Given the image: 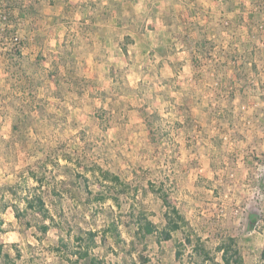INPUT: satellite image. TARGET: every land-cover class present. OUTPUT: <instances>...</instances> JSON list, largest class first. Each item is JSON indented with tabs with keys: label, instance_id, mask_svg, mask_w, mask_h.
<instances>
[{
	"label": "rangeland",
	"instance_id": "374dc122",
	"mask_svg": "<svg viewBox=\"0 0 264 264\" xmlns=\"http://www.w3.org/2000/svg\"><path fill=\"white\" fill-rule=\"evenodd\" d=\"M6 11L14 17L0 16V246L10 264L200 262L186 236L217 261L216 247L234 237L245 264H264V0H0ZM107 185L111 197L96 201ZM33 188L64 239L72 228L71 251H57L58 229L39 232L40 215L2 210H23ZM117 190L123 210L147 192L133 213L160 229L171 209L150 215L159 210L150 193L167 197L186 225L158 243L135 236L122 212V241L98 234L78 261L76 236L101 233L120 214Z\"/></svg>",
	"mask_w": 264,
	"mask_h": 264
},
{
	"label": "trees",
	"instance_id": "16d2710c",
	"mask_svg": "<svg viewBox=\"0 0 264 264\" xmlns=\"http://www.w3.org/2000/svg\"><path fill=\"white\" fill-rule=\"evenodd\" d=\"M9 7H7V10ZM2 19H8L5 22L12 21L11 17H14L10 14L9 11H6L5 13H2L1 15ZM0 22L2 20L0 19ZM6 31V30H5ZM9 31H6V34ZM9 34V33H8ZM13 50V49H12ZM16 56L21 55V51L19 48L14 49ZM96 172V171H94ZM100 175L102 176L103 181H109V185L115 188V184L121 185V181L119 176L117 175H110L109 172H105L103 170H100ZM32 177L37 179V181L40 183L37 188H41L44 178H39L35 173H32ZM44 177V176H43ZM103 186V190L99 192V194L96 196L95 200L98 202H105L106 195H110L111 197V186ZM33 192L30 195L25 196L23 198V201L25 203V208L20 210L17 206V204L13 202L3 203L2 202V210H5L7 208H12L15 214V217L17 219H21L23 216H27L29 213H32L34 215H40L39 219H42L41 222H37L36 226L37 229L41 234H47L52 228L58 229L60 232V239L59 244L60 246L57 249L58 252L64 250L71 251L72 247L69 244V240L71 239L72 235V228H68L66 231L67 237H69V240L64 239L63 237V229L61 223L55 218V216L51 213V211L47 207V202L44 198V195L42 192H39V190H35L33 188ZM17 191V190H16ZM117 194H113L111 199L114 200V202L118 205L119 204V193H123L121 190H117ZM13 194L17 195V192H12ZM51 195L59 198L61 194L56 190V188H52L50 191ZM163 203L166 207L170 208L171 210L165 213V219H166V225L162 229H158L157 226L151 222L148 219V216L140 211L137 214L131 212L129 215L132 216L131 219L134 220V225L136 226L134 235L139 238H145L147 235L156 234V238L158 243H161L163 241H170L173 238V233L180 231L183 229V227L186 225V220L184 216L177 210L175 207H172L170 205V202L167 198H165L163 195ZM122 214L112 215L111 220L106 225V227L100 232L96 231H89L86 232V237L83 238L81 236H76L75 240L76 243L81 244L84 242V245H80L79 248H77L74 252H71L72 254H75L77 256V260L81 259H89L90 258V248L96 244V237L98 234H102L101 238L102 240H105L107 235H113L117 241H122L121 232L119 230L120 221L122 218ZM26 225L30 227V222H28ZM254 225V221L251 220L250 228H252ZM185 241L187 244L193 246V250L197 253H199L200 256H202V259L200 262H195L194 264H245L244 258L241 254V251L238 247V243L234 237H229L227 240L221 242L217 247L216 250L221 253V261H217L213 255L210 254L209 251H207L203 246H200L199 244L193 245L190 236L185 237ZM201 247V248H198ZM93 249V247H92ZM18 256L20 254H17ZM0 257L4 259L5 264H10V255L3 252V247L0 246ZM261 260L264 263V249L261 252ZM100 261H97V258H91L89 264H100ZM136 264V263H135Z\"/></svg>",
	"mask_w": 264,
	"mask_h": 264
},
{
	"label": "crops",
	"instance_id": "0c3cea01",
	"mask_svg": "<svg viewBox=\"0 0 264 264\" xmlns=\"http://www.w3.org/2000/svg\"><path fill=\"white\" fill-rule=\"evenodd\" d=\"M144 194H147V192L146 193H139V192H137L136 196L133 194L132 195V198L129 200L131 204L128 205V208L126 210H123L122 205H120V199H119V204L118 205L116 204V206H117L116 207V210L118 211V213H122V212L123 213H131V212H135L136 211V203L135 202H138V200L141 199V198L143 199L144 196H145ZM150 195L152 196L153 202L156 203V204H158V206H159L158 207L159 208L158 211L153 210L154 208L148 209V211H150V215H151V212H152V216H153L154 213L155 214H157V213L159 214V212H162V214L160 216H164V213H165L164 208H165V206L163 204V197L162 196L160 197L159 195H157L156 192H152V193H150ZM165 198H167V197H165ZM126 199H128V198H126ZM111 207L114 208V206H111ZM138 211H141V210L138 209ZM153 211H155V212H153ZM147 215H149V214H147ZM153 223L155 225H157L155 222H153ZM163 225H165V224H163ZM119 228H121V224L119 225ZM157 228L160 229L159 226H157Z\"/></svg>",
	"mask_w": 264,
	"mask_h": 264
}]
</instances>
